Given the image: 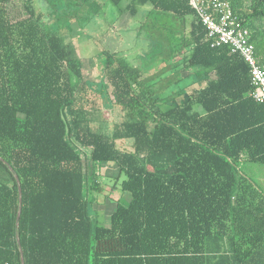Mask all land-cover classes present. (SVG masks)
I'll return each mask as SVG.
<instances>
[{"label":"trees","instance_id":"16d2710c","mask_svg":"<svg viewBox=\"0 0 264 264\" xmlns=\"http://www.w3.org/2000/svg\"><path fill=\"white\" fill-rule=\"evenodd\" d=\"M44 1L13 16L15 0H0V156L22 188L17 227L18 183L0 160V264H21L17 234L25 264H264V190L239 166L264 163L248 63L212 46L191 0H132L141 52L88 65L69 42L78 13ZM229 2L264 68V0ZM158 58L155 89L143 77ZM195 78L206 84L189 93ZM93 87L117 106L111 125L95 123ZM106 162L129 198L103 225L92 191Z\"/></svg>","mask_w":264,"mask_h":264},{"label":"rangeland","instance_id":"374dc122","mask_svg":"<svg viewBox=\"0 0 264 264\" xmlns=\"http://www.w3.org/2000/svg\"><path fill=\"white\" fill-rule=\"evenodd\" d=\"M37 1L38 0H33V3L35 4L38 11H40L39 5L47 11L50 10L49 6L44 0H39L38 4ZM84 1L88 2V5L93 4L92 9L90 10V12L93 14L88 17L91 18L89 21L86 18H82V4H76L79 2V0H61V2H59V6L62 8L67 7L69 3V5H71V11L69 12L72 14L76 12L78 13L79 19H77V23H73L72 37L69 39V42L72 41L74 46L76 42L82 41V39H84L83 37H85V34L82 32L83 26L88 30V32L85 33L92 36L93 46L89 49V51L93 56H95L96 59H100V61L104 60V56L100 57L104 51L115 53L118 56L123 55V52L125 51L124 49H127V47L133 43L132 41L134 40L135 32L132 31L130 34L128 30L138 26L137 23L142 19L141 10H139L136 14H133L127 10V6L132 2V0H122L118 4L107 0H83V2ZM95 3L99 5L94 6ZM21 9H23L21 0H15V6L11 11L13 16L19 15L21 13ZM86 10L88 11L89 9L86 8ZM137 42L138 44L130 50L131 54L128 56L131 57L136 53L141 52L144 45H141L139 40ZM101 100L102 99H100V102ZM123 117L124 116L121 118ZM95 123L98 126L99 123H101V120L99 122L97 119ZM110 129L111 126L108 125L107 129H104V132L108 133L107 130ZM239 166L242 172L248 175V177H250L262 190H264V163L246 161L241 162ZM123 177L124 174H122V178ZM100 178L102 179L101 189L92 192L93 196L98 202L94 204L97 212L98 222L105 225L109 223L110 214L116 207L117 203L119 201L122 203H126L128 201L129 193L124 192L121 189L119 183L116 187H113L117 181L116 178H111L108 176H101Z\"/></svg>","mask_w":264,"mask_h":264},{"label":"built area","instance_id":"2783aa9c","mask_svg":"<svg viewBox=\"0 0 264 264\" xmlns=\"http://www.w3.org/2000/svg\"><path fill=\"white\" fill-rule=\"evenodd\" d=\"M211 39L212 46H228L249 65L254 89L252 97L264 101V68L251 41V31L235 13L229 0H191Z\"/></svg>","mask_w":264,"mask_h":264},{"label":"crops","instance_id":"0c3cea01","mask_svg":"<svg viewBox=\"0 0 264 264\" xmlns=\"http://www.w3.org/2000/svg\"><path fill=\"white\" fill-rule=\"evenodd\" d=\"M130 29H132V28H130ZM82 32H84V34H85V37H83L84 39H82V41L76 42L74 47H75L80 59L84 60L83 58L90 57L88 59V61H86V64H88V65L94 64V61L91 60L93 58L92 57L93 55L89 51V49L93 46L92 36L85 33V32H88L87 28L85 29V27H82ZM137 44H138V42L136 41L134 46L129 45L127 47V49H124L125 51L123 52L124 54L121 55V56H123L121 59L122 60L126 59L129 61V59L132 58V57L128 56L129 54H131L130 50L132 48H134ZM80 48L82 49V51ZM81 52H82V54H81ZM162 61L163 60H161V58H158V60L156 61V64H158V68L156 69L153 66L149 67V68H147L148 71L144 73L143 81L145 83H150L152 85L156 84V87L154 86L155 89H159V88L163 87V85H164L161 83L162 78L160 77V73L163 70L162 69V64H163ZM194 69H195V71H198V68H194ZM194 69H190L189 71L194 72ZM205 84H206L205 80H198L195 78L194 80L191 81L190 85L188 86V88L186 90L189 93H191L194 89L201 88V87L205 86ZM100 99H102L101 102H100ZM89 101L92 102L94 106L96 105L99 108V111L101 114L100 120L102 122H108V124L111 125L113 122H115L118 119L117 106L113 104V100L111 101L108 98V96L107 97L103 96L102 93L100 92L99 88L93 87V89L90 90ZM160 104L164 105L163 101H160L159 105ZM79 105H82V103H79ZM121 143L122 142H120L118 144H121ZM100 173L105 177L108 176L111 178H116V180H118V183L121 182V177H122L121 172H120L118 166L113 162L103 163V166L101 167ZM96 203H98V202H96Z\"/></svg>","mask_w":264,"mask_h":264},{"label":"water","instance_id":"95a60500","mask_svg":"<svg viewBox=\"0 0 264 264\" xmlns=\"http://www.w3.org/2000/svg\"><path fill=\"white\" fill-rule=\"evenodd\" d=\"M0 160L7 163L1 156H0ZM8 166H9V169L14 172L12 166H10L9 164ZM14 175H15L16 181L18 183V188H19V210H18V215H17V227H19V222H20V217H21V212H22V188H21L20 179L18 175L15 172H14ZM17 242H18V246H19V250L21 254V264H25L24 253H23V249L20 243L19 234H17Z\"/></svg>","mask_w":264,"mask_h":264},{"label":"flooded vegetation","instance_id":"af4514ba","mask_svg":"<svg viewBox=\"0 0 264 264\" xmlns=\"http://www.w3.org/2000/svg\"><path fill=\"white\" fill-rule=\"evenodd\" d=\"M39 1V0H38Z\"/></svg>","mask_w":264,"mask_h":264}]
</instances>
